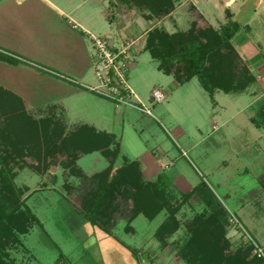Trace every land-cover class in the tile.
Segmentation results:
<instances>
[{
  "label": "rangeland",
  "instance_id": "obj_1",
  "mask_svg": "<svg viewBox=\"0 0 264 264\" xmlns=\"http://www.w3.org/2000/svg\"><path fill=\"white\" fill-rule=\"evenodd\" d=\"M100 1H103L100 5L103 19L92 26L100 28L101 25L103 29L94 33L112 38L117 33V21L109 18L111 22L105 17L108 3L106 0ZM114 1V5H120L117 9L110 5L108 16L115 18L117 14L123 20V26L133 27L137 25V20L142 22L144 26L136 35L143 33L149 24L162 27L157 19L162 21L163 16H151L153 22L150 23L146 21L147 11L128 7L119 0ZM8 2L3 0L0 4L1 22L14 14L13 5ZM23 7L27 11L30 9L28 4ZM191 19L199 20L193 10L183 11L178 18L177 30L186 29ZM34 25L41 24H27L32 35H35L33 31L38 32ZM70 27L72 30L75 28ZM165 27L168 31L173 30L170 22L165 23ZM19 31L17 27L14 33ZM5 33L4 25L0 28V36H5ZM55 39L50 42L54 44ZM142 45L143 38L135 42L130 50L128 82L150 108L152 115L127 105L115 106L111 101L85 91L86 94L75 98L74 105L78 110L67 115L69 126L61 119L52 121L58 128L55 132L53 128H48L53 133L50 147L54 143L58 146L61 137L76 129L72 123L90 122L95 118L103 120V127L119 136L121 153L119 149L114 167L129 162L128 157L144 163L153 157L152 152L156 155L166 152L168 157L162 160L166 173H159H165L169 178L172 205L175 204L174 199L180 201L181 195L187 192L188 184L194 186L199 182H208L228 213L226 238L230 247H234L239 232L231 224V213L227 208L234 209L232 205L239 185L247 190L257 187V183L264 180L254 177L257 169H263L264 151L262 139L254 140L247 126L250 123L247 120L250 108H241L244 104L241 95L217 89L214 96H210L197 77L179 84L157 68V60L151 58ZM93 74L92 69L88 68L85 73L87 79L75 77L82 84L95 83ZM154 90L164 93L165 98L161 102L151 101ZM13 100L9 94L0 92V148L28 154L16 160L14 157L9 166L14 174L13 181L21 192V208L35 216L36 220L25 234L18 235L19 242H7L6 264H187L181 256V246L189 235L192 218L203 211L204 205L197 198L192 197L183 203L175 213L178 229L162 239L156 236L155 231L167 219V208L152 220L138 215L130 222V232H126L127 223L123 218L110 233L103 232L89 224L75 207L79 204V195L88 185L87 178L104 170L108 165L107 160L98 151L78 157L74 165L73 162L67 165L66 154L59 150L51 151L49 157L45 158L42 155L46 147L44 138L39 131L33 133L37 135L36 139L21 129L28 119L22 117L19 108L15 111ZM28 114L33 119H40L36 112ZM59 125L62 126L61 130ZM57 133L62 136H57ZM11 141L17 143L16 149H13ZM30 151L38 155L32 156ZM168 159L171 163L165 166ZM243 166L248 168L247 172H242ZM156 177L145 181H153ZM216 181L219 183L216 184ZM257 202L255 209L260 213V199ZM257 218L262 220L259 216Z\"/></svg>",
  "mask_w": 264,
  "mask_h": 264
},
{
  "label": "trees",
  "instance_id": "obj_2",
  "mask_svg": "<svg viewBox=\"0 0 264 264\" xmlns=\"http://www.w3.org/2000/svg\"><path fill=\"white\" fill-rule=\"evenodd\" d=\"M114 0H110L113 3ZM127 6L147 11L146 17L164 16L174 8L178 0H119ZM238 24L229 22L219 30L212 26L200 27L192 20L186 30L168 32L163 27L149 29L145 35L143 50L157 60V68L172 76L179 84L197 77L203 87L212 96L216 89L236 92L249 81L246 63L234 49L231 37L238 30ZM0 57H4L0 54ZM0 92L5 93L0 88ZM7 93V92H6ZM15 111L21 112L28 122L21 129L28 136L37 139V131L44 138L46 147L42 155L49 157L51 151H61L67 156V165L78 157L98 151L108 162L107 167L86 180L88 184L79 195L77 212L92 226L110 233L119 219L126 221L125 230L130 232V222L138 215L154 219L167 208L168 217L156 228L159 239L174 233L178 229L175 213L184 202L192 197L204 205L203 211L195 215L189 226L187 240L181 246V256L187 264H261L260 260L250 256V247L237 244L230 247L226 238L228 213L205 182H199L181 195L180 201L172 205L173 197L169 188V178L159 173L153 181H143L138 165L127 162L114 167L119 154V141L111 133L96 131L88 125H80L74 131L61 137L56 144H50L53 132L58 128L52 119H33L25 112L21 101H14ZM256 127H264V100L260 109L250 117ZM21 125V124H20ZM60 130L62 126H60ZM57 136L62 134L57 133ZM71 144V146L69 145ZM13 149L17 143L11 141ZM47 147L49 149H47ZM20 151V149H19ZM18 151V152H19ZM13 153V154H11ZM20 153V154H19ZM8 152L0 148V264H6L8 241L19 242L18 235L25 234L36 217L24 211L21 192L13 181L10 160L26 156V152ZM38 155L36 152H29ZM18 154V155H17ZM29 154V155H30ZM69 159V160H68ZM9 243V242H8ZM133 253V250H131Z\"/></svg>",
  "mask_w": 264,
  "mask_h": 264
},
{
  "label": "crops",
  "instance_id": "obj_3",
  "mask_svg": "<svg viewBox=\"0 0 264 264\" xmlns=\"http://www.w3.org/2000/svg\"><path fill=\"white\" fill-rule=\"evenodd\" d=\"M2 1L0 0V4ZM8 1L10 5H13L14 14L3 18L2 22L0 20V28L5 25L6 29L5 36H0V54L4 56L0 57V88L9 94L14 99L13 101L18 98L27 114L36 112L40 118L61 119L67 126H69L67 115L78 110L74 105V102L76 103L75 98L81 94H86L85 91H90L111 101L89 89L91 84L95 85L97 82L94 74L95 83L82 84L75 77L78 76L85 80L87 79L86 70L92 69L94 49L89 34L108 38L94 33V31L103 29L101 25L100 28L92 26L96 22H102L100 5L103 1ZM106 1L108 6L106 7L107 11H104L105 17L108 20L117 21V33L112 38H108L110 43L121 45L132 40L135 43L143 38V49L144 35L155 25L149 24L143 33L136 35L140 32L139 29L144 26L142 22L135 19L137 23L133 26L135 29L131 26H123V20L119 19L117 14H115V18L108 16L109 6L112 5L113 8L117 9L120 4H116V6L110 0ZM114 2L116 3V1ZM24 4L30 5L28 11L24 9ZM84 8L85 10H83ZM187 9L195 12L197 19H199L196 20L197 25L200 27H204L201 25L205 24V26L209 25L219 30L229 22L238 24V30L231 37V42L239 57L246 63L250 79L243 89L231 93L241 95L244 98V104L241 108H250V112L247 114V120L250 122V117L260 109L261 101L264 100V0H178L175 1L173 10L163 16L164 20L157 19V23L168 31L165 23L170 22L173 30L168 32H174L177 30L178 18ZM144 20L146 19L144 18ZM192 20L195 19H191L189 24ZM146 21L153 22L150 18H147ZM32 23L41 24L34 25L38 31H33L35 35H32L31 28L27 27V24ZM70 25L75 27L74 30ZM17 27L20 31L15 34L14 30ZM27 31L30 33L26 34ZM55 37L53 44L50 41ZM214 94L215 91L212 96ZM102 122L104 121L101 119L92 118L90 122L72 123V126L75 125L77 128L85 124L93 127L96 131L111 133L118 140V134L111 129L104 128ZM247 126L250 127L254 140L262 139L263 148H261L264 151V127H256L251 122ZM119 149L121 153V143ZM152 155L153 157H149V160L144 163L128 157L130 162L138 165L143 181L157 176L161 171L165 172L162 160L165 156L168 157L167 153L163 152L156 155L152 152ZM168 160V163L165 161V166L171 163L170 159ZM262 168V170L257 169L254 175L257 179H264V165ZM241 169L244 170L242 172L248 170L246 166L241 167ZM215 183L218 184L219 181ZM206 184L218 197L213 187L208 182ZM257 185V187H251L247 190L239 185V190L235 192L236 199L232 205L234 209L226 208L228 212L236 216L252 238L264 247V204H262L264 202V180L258 182ZM187 186L185 191H189L195 185L190 186L188 184ZM258 199L261 202L258 205L261 208L260 213L255 209ZM258 216L262 220L259 221ZM234 241H237L236 237Z\"/></svg>",
  "mask_w": 264,
  "mask_h": 264
},
{
  "label": "built area",
  "instance_id": "obj_4",
  "mask_svg": "<svg viewBox=\"0 0 264 264\" xmlns=\"http://www.w3.org/2000/svg\"><path fill=\"white\" fill-rule=\"evenodd\" d=\"M89 39L94 49L91 65L97 81L89 89L107 97L116 106L127 105L152 115L150 108L142 102L128 82L130 50L134 41L116 45L111 44L108 38L92 34H89ZM163 98L164 93L160 90H155L150 96L152 102H161ZM230 222L238 229L237 243L249 246L250 256L264 264V247L252 238L235 215L231 214Z\"/></svg>",
  "mask_w": 264,
  "mask_h": 264
}]
</instances>
